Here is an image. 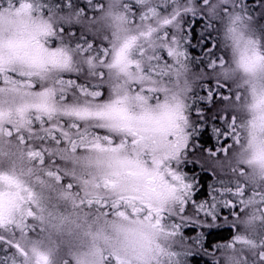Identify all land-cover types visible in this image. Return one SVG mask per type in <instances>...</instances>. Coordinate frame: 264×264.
<instances>
[{"label":"snow or ice","instance_id":"snow-or-ice-1","mask_svg":"<svg viewBox=\"0 0 264 264\" xmlns=\"http://www.w3.org/2000/svg\"><path fill=\"white\" fill-rule=\"evenodd\" d=\"M196 256L264 264V0H0V264Z\"/></svg>","mask_w":264,"mask_h":264},{"label":"trees","instance_id":"trees-1","mask_svg":"<svg viewBox=\"0 0 264 264\" xmlns=\"http://www.w3.org/2000/svg\"><path fill=\"white\" fill-rule=\"evenodd\" d=\"M199 32V25H195L193 29L192 34V42L195 44L197 41V34ZM190 51L193 53V55H198L200 50L198 48L190 49ZM202 143L205 145L206 148H214L215 147V141L212 139L209 132H205L203 136L201 137ZM186 170L191 171V166H189ZM197 172H199V169H196ZM210 180V174L203 176V187L201 191L197 194V199H202L207 195V184ZM234 230L228 226H223L219 229H213L210 231L207 240H206V246L211 245L218 242H226L228 241L231 236L233 235ZM185 233L188 235L194 234L191 229H186ZM208 258L207 257H192L190 258V264H207Z\"/></svg>","mask_w":264,"mask_h":264},{"label":"rangeland","instance_id":"rangeland-1","mask_svg":"<svg viewBox=\"0 0 264 264\" xmlns=\"http://www.w3.org/2000/svg\"><path fill=\"white\" fill-rule=\"evenodd\" d=\"M192 235V234H191Z\"/></svg>","mask_w":264,"mask_h":264}]
</instances>
